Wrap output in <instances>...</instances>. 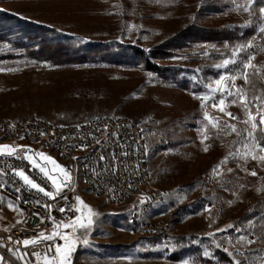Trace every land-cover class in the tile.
I'll return each mask as SVG.
<instances>
[{
    "label": "rangeland",
    "instance_id": "374dc122",
    "mask_svg": "<svg viewBox=\"0 0 264 264\" xmlns=\"http://www.w3.org/2000/svg\"><path fill=\"white\" fill-rule=\"evenodd\" d=\"M196 2L0 0V9L41 27L51 39L121 44L144 52L193 20L219 26L230 17L232 21L238 19L235 22L249 27L250 31L255 27L254 35H260V22L251 24L253 15L242 8L229 16H200L195 14ZM252 41L256 55L253 63L264 65V34L260 40ZM239 45L246 43L237 42L216 58L209 55L208 46H200L188 55H183L184 50L182 54L153 59L156 64L180 68L178 79L185 85L181 88L139 65L104 60L53 63L30 57L17 44L0 38V118L40 117L56 123H76L110 114L136 121L148 145L153 188L164 191L162 200L151 204L140 217L151 223H166L167 231L174 235L191 236L197 252L210 260L196 261L193 252L176 261L169 259L174 248L171 241L163 242L156 236L135 231L130 224V210L139 199L111 205L102 197L92 196L78 173L73 196L84 204L77 217L86 223L89 208L95 215L90 229L76 230L75 235L80 239L72 264H234V260H240L241 264H264V162L230 155L237 150L243 153L245 148L236 134H217L218 130L204 119V112L210 118L225 115L219 108L202 107L199 99L214 95L208 86L215 87L221 75L239 72L228 71L233 64L228 68L215 67L231 58L232 50ZM242 54L246 52H241L236 60ZM204 69L208 71L203 74ZM216 70H220L218 77L212 75ZM260 74L264 76V68ZM260 95L264 99V92ZM226 111L244 118L241 107L227 101ZM228 123L245 127L239 122ZM205 126L207 131L203 132ZM204 135L208 139H203ZM22 154L55 189L59 186L63 191L69 187L70 182L61 171L67 166L57 154L31 148ZM257 155L264 153L257 151ZM225 157L227 162L221 163ZM41 167L47 176L40 171ZM249 167L257 172L256 176L250 174ZM213 169L217 170L215 174ZM248 215L253 216L246 219ZM21 217L22 211L12 201L3 199L0 226L10 227ZM226 235H232L227 251L223 250L230 261L223 262L213 255L210 247H219ZM241 236L255 238V243L248 245L239 240Z\"/></svg>",
    "mask_w": 264,
    "mask_h": 264
},
{
    "label": "built area",
    "instance_id": "2783aa9c",
    "mask_svg": "<svg viewBox=\"0 0 264 264\" xmlns=\"http://www.w3.org/2000/svg\"><path fill=\"white\" fill-rule=\"evenodd\" d=\"M235 85L244 87V81L237 79ZM220 96V93H215L210 97L218 100ZM214 99L200 101L206 107H212ZM261 110H264V105H261ZM231 113L237 116L234 111ZM220 117L222 121L238 122L226 115ZM0 145L16 148L11 156L0 155V171L5 173V180H0V208L3 199H19L20 207L17 208L22 211L17 223L10 227L0 226L3 264H45L43 254L47 252L52 256L55 249L52 247L49 251L50 246L63 244L64 241L59 236L45 241L39 238V233H70L71 229H65L63 224L78 216V207L73 200L76 184L70 180L69 187L56 194L51 181L23 157L22 152L27 148L57 154L65 161L70 175L72 170L81 172L83 185H90L92 196H100L111 205L131 198L139 199L130 210L129 221L135 231L157 236L163 242L174 235L166 231V223H151L139 217V208L161 201L164 191L153 188L150 165L144 163L148 145L142 127L136 121L110 114L76 123H56L40 117H4L0 119ZM81 145L87 147L82 149ZM85 150H92V159H85ZM249 168L252 170V167ZM15 171L26 172L29 179L52 192L55 198L25 184ZM61 208L65 211L61 212ZM25 239H37L38 242L24 246L22 241ZM231 239L232 235L224 236L219 246L226 250ZM33 252L41 253V258L37 259ZM21 256L24 258L20 259Z\"/></svg>",
    "mask_w": 264,
    "mask_h": 264
},
{
    "label": "trees",
    "instance_id": "16d2710c",
    "mask_svg": "<svg viewBox=\"0 0 264 264\" xmlns=\"http://www.w3.org/2000/svg\"><path fill=\"white\" fill-rule=\"evenodd\" d=\"M195 14L211 16L214 14H222L225 16L233 15L237 11V5H246L249 0H197ZM252 9L256 13L253 15L251 24H259V8L264 7V0H251ZM230 18V17H229ZM219 26L199 23L196 20L191 21L188 25L180 28L170 37L160 42L157 46L149 51H142L135 47L124 46L121 44H105L98 42L96 44L81 43L69 39H51L47 35V31L41 27L25 22L16 15H12L0 9V38H7L14 44L23 49L25 54L37 59H46L53 63L65 62H83L86 60H104L110 63H124L131 65H139L143 70L155 72L163 81L173 82L176 87L184 88V82L178 79L180 68L176 66H167L164 64H156L153 59H163L176 54H191L193 49L200 46H208L209 55L217 57L221 51L227 52L229 47L237 42H253L252 40L261 39V34L254 35L255 27L250 31L249 27H244L238 21L229 19ZM250 24V25H251ZM250 31V32H249ZM247 41V42H246ZM254 44V43H253ZM255 47L248 49L246 54H242L237 60V64H233L228 68L230 73L240 71V61L247 55L254 53ZM207 69V68H205ZM201 72L204 74L205 71ZM253 71V70H250ZM220 70L213 71L212 75L218 77ZM261 75V74H260ZM256 82L257 94L264 91V82L258 77H253ZM248 97L253 96V89L246 85ZM264 140V136H260ZM78 210L83 211L82 204L73 196ZM254 215V214H253ZM253 215L246 216V219ZM158 240L159 237L156 236ZM191 236L173 235L169 238L174 248L169 253V259L176 261L189 253H196V261H206L201 252H197L196 245H193ZM213 255H217L223 262L230 261L223 249L211 245ZM207 261H210L209 259Z\"/></svg>",
    "mask_w": 264,
    "mask_h": 264
},
{
    "label": "snow or ice",
    "instance_id": "6c2138e0",
    "mask_svg": "<svg viewBox=\"0 0 264 264\" xmlns=\"http://www.w3.org/2000/svg\"><path fill=\"white\" fill-rule=\"evenodd\" d=\"M237 8L242 10L244 12H248L250 15H256V13L252 9L251 0H249V3L246 5H237ZM259 20L260 25L258 27V32L260 34H264V7L259 8ZM250 24L251 21H248ZM254 44L253 42H249L246 45H239L236 48L232 50L231 58L224 59L220 64H216L215 67L217 69L220 68H228L230 64H237L236 57L241 52H247L249 48H253ZM256 55L255 53H251L247 55L243 60L240 61L239 67L240 71L233 75H221L219 79L215 81V87H213L211 84L208 86L211 93H220L221 96L218 100H215L214 97H200L202 101H206L208 99H214L213 104L211 105L213 108H219V111L226 115L230 120H236L239 123L245 125L243 128H238L237 124H229L227 121H222L219 118H210L209 113L207 111L204 112V119L209 121L212 128L217 129V134L220 133L224 134H236V136L239 138V141L243 147L245 148V151L243 153L239 152L238 150L236 152L230 153L233 157H239L241 159H244L247 161V159L250 157L252 160H256L257 162H264V155H257V151L260 153H264V140H261L257 133L260 134V136H264V110H261V105H264V99H262L260 94H257L256 89V82L253 79V77H258L261 82H264V76L260 75L261 68H264V65H256L253 63L255 60ZM253 70V71H250ZM237 79H242L244 81V85L250 86L253 89V96L251 100L248 99V90L245 87H238L235 85V81ZM231 83H228V82ZM264 91V90H260ZM230 98V99H229ZM226 101L231 105H238L241 107L244 118H241L239 116L234 115L231 112L226 111ZM259 102V103H256ZM202 103V107H205ZM253 108L256 109V113L253 114ZM207 131V126L204 127L203 132ZM202 132V134H203ZM43 134V133H42ZM203 139H208L207 135L203 136ZM203 142V140H202ZM97 143H100L99 140H97ZM87 145H81V148H85ZM4 150H8L6 153ZM16 150L14 148H10L9 145H0V155H13ZM205 151H207V148H205ZM39 156H43L46 160H51V157L44 156L43 153H37ZM75 159V158H74ZM101 159H104V157H101ZM228 157H225L224 161L221 163L227 162ZM41 172H44V174L47 176L48 173L45 172V169L43 167L40 168ZM61 171L64 172L65 177L70 182L71 175L70 172L67 169L61 168ZM216 169H213V173H216ZM228 171H231L229 169ZM250 174L252 176H256L257 172L255 170H249ZM16 175L23 178L24 182L28 185H30L33 189H38L40 192L44 193V195L55 198L53 193L50 191H46L43 187H40L38 184L34 183L31 179H29L28 176L24 174L23 171L17 172ZM51 178V177H49ZM61 191V188L57 186L56 194H59ZM76 199L81 203L84 204L82 200H80L79 197H76ZM9 207H12V205H9ZM87 207V205H85ZM61 212H64L65 209L61 208ZM89 216L87 218V222H81L80 217L74 218L69 223H64L63 227L65 229H71L70 233H65L61 235L58 232H53L50 235H45L44 232L39 233V238L43 239L45 241H52L57 236L60 237L64 241L63 244H54L50 246L49 251H51L52 247H54L55 252L52 256H49L48 253L43 254V259L45 260V264H72V255L76 251L77 247V241L80 239L78 236L75 235L77 228L83 229L87 231L90 229L93 220L92 216L95 215V213L92 212V210L88 209ZM56 227H59V225H56ZM231 227V226H230ZM211 235V234H210ZM240 241L251 245L255 243V238L249 239L247 237L241 236L239 238ZM38 242L37 239H25L22 241V244L24 246H28L30 244H36ZM17 243H21L20 241H17ZM83 243H87V240H84ZM227 251V250H226ZM24 255H27L25 253ZM33 256H35L37 259L41 258V253L39 252H33ZM207 255V253H205ZM24 257L21 256L20 259H23ZM4 258L0 256V264H3ZM234 264H241L240 260H234Z\"/></svg>",
    "mask_w": 264,
    "mask_h": 264
},
{
    "label": "bare ground",
    "instance_id": "6f19581e",
    "mask_svg": "<svg viewBox=\"0 0 264 264\" xmlns=\"http://www.w3.org/2000/svg\"><path fill=\"white\" fill-rule=\"evenodd\" d=\"M2 119V118H0ZM85 159H92V150H85ZM144 163H148V152L145 153L144 155ZM80 173V177H81V180L83 182V175L81 174V172L79 170H72L71 172V176H72V182L73 184L75 183L76 181V177H77V174ZM0 180H5V173H2L0 171ZM88 190L90 191V194L92 195V192L90 190V185H85ZM94 197H100V196H94ZM11 201L15 204L16 207H20V200L19 199H11ZM149 205H144L142 206V208H139V217L148 210ZM129 220H130V217H129ZM168 228H166V231H167Z\"/></svg>",
    "mask_w": 264,
    "mask_h": 264
}]
</instances>
